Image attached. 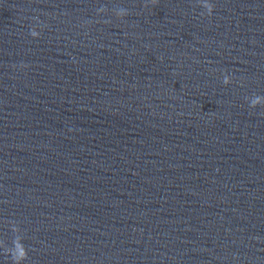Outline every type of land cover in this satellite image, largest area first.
Listing matches in <instances>:
<instances>
[{"label":"water","instance_id":"1","mask_svg":"<svg viewBox=\"0 0 264 264\" xmlns=\"http://www.w3.org/2000/svg\"><path fill=\"white\" fill-rule=\"evenodd\" d=\"M0 264H264V0H0Z\"/></svg>","mask_w":264,"mask_h":264}]
</instances>
